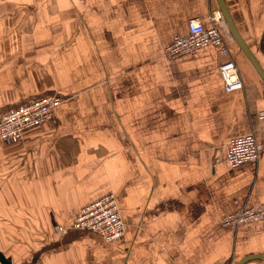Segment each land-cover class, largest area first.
<instances>
[{
	"label": "crops",
	"instance_id": "1",
	"mask_svg": "<svg viewBox=\"0 0 264 264\" xmlns=\"http://www.w3.org/2000/svg\"><path fill=\"white\" fill-rule=\"evenodd\" d=\"M224 1L264 71V0ZM217 7L0 0V115L43 96L61 100L51 121L0 153V234L21 227L26 238L21 256L12 255L13 241L9 255L0 250L11 264H238L264 256V221L221 226L224 214L264 203L262 80L238 49L243 90L231 93L212 47L164 55L175 35L187 36L189 19L208 27ZM250 133L258 160L230 168L227 140ZM110 193L121 239L72 227L83 205Z\"/></svg>",
	"mask_w": 264,
	"mask_h": 264
},
{
	"label": "built area",
	"instance_id": "2",
	"mask_svg": "<svg viewBox=\"0 0 264 264\" xmlns=\"http://www.w3.org/2000/svg\"><path fill=\"white\" fill-rule=\"evenodd\" d=\"M221 11L215 9L207 17L211 25L204 27L198 20L189 19L187 36L175 35L172 42L164 49V53L175 58L178 55L189 54L196 49L210 46L222 57L218 74L222 79V87L228 93L235 90H243L241 74L237 69L236 61L232 52L225 44V39L219 31V24H222ZM55 95L41 97L36 101L23 103L18 107L9 108L8 112L0 115V139L5 143L21 140L22 133L29 128H34L42 122L51 120L52 107L59 102ZM264 113L260 115L263 119ZM225 160L230 168H235L243 163L257 161L260 152V145L257 144L253 133L237 135L226 142ZM72 219V226L80 230H89L101 235L106 241L121 239L124 233V223L119 216V207L114 195H104L92 203L83 207L81 212ZM254 220L264 221V203L252 209L241 208L236 212L224 214L221 219V226L232 224L237 226L243 222Z\"/></svg>",
	"mask_w": 264,
	"mask_h": 264
},
{
	"label": "water",
	"instance_id": "3",
	"mask_svg": "<svg viewBox=\"0 0 264 264\" xmlns=\"http://www.w3.org/2000/svg\"><path fill=\"white\" fill-rule=\"evenodd\" d=\"M215 5L218 6V9L221 11V17L225 23V28L227 33H229L231 41L238 47V49L241 51V55L245 58V60H248L249 63L252 65L253 70L255 71V74H257L261 82L263 83L264 87V71L261 68V65L259 64L258 60L255 59V56L253 55V52L249 48V46L245 45L243 42V39L241 37V34L237 31L235 27V23L233 21V18L229 15V10L227 7V4H225L224 0H214ZM246 259L240 261L238 264H242L246 260H253L254 258H262L264 260V256H261L259 254H254V256L245 257ZM0 264H11L8 261V258L0 252Z\"/></svg>",
	"mask_w": 264,
	"mask_h": 264
},
{
	"label": "rangeland",
	"instance_id": "4",
	"mask_svg": "<svg viewBox=\"0 0 264 264\" xmlns=\"http://www.w3.org/2000/svg\"><path fill=\"white\" fill-rule=\"evenodd\" d=\"M215 9H217V8H214V9H212V10H210V12L208 13V16L210 15V13L211 12H213V11H215ZM210 21V20H209ZM218 28H219V31H220V33H222V35L224 36V41H225V44H226V46L230 49V51L232 52V54H233V50L232 49H234V50H237L238 49V47L234 44V43H232L230 40H229V38L227 37V35H226V33L224 32V31H222L221 30V23L219 24V26H218ZM175 37V36H174ZM171 43V42H170ZM234 46H233V45ZM230 45H231V47H230ZM233 47V48H232ZM234 47H237L236 49L234 48ZM199 49V48H198ZM165 50V49H164ZM164 55L166 56V57H169L170 58V56L169 55H167L166 53H164ZM186 55V54H185ZM232 57H233V55H232ZM234 58V57H233ZM172 59V58H171ZM237 64V63H236ZM239 68V66H238V64H237V69ZM238 72H239V69H238ZM239 74H240V72H239ZM55 96H57V95H55ZM44 97V96H43ZM57 97H59V96H57ZM60 99V98H59ZM61 102V100L59 101V102H57V104L58 103H60ZM51 119H52V117H51ZM51 121V120H50ZM49 122V121H48ZM43 123V122H42ZM40 125V124H39ZM36 127H38V126H36ZM35 128V127H34ZM23 134V133H22ZM22 135H21V140H19V141H17V142H10V143H21L22 142ZM10 143H5L2 139H0V153H2L6 148H7V146L8 145H10ZM0 173H2V172H0ZM111 194V193H110ZM113 194V193H112ZM105 195V194H104ZM104 195H102V196H104ZM106 195H108V194H106ZM105 195V196H106ZM114 195V194H113ZM101 196V197H102ZM115 197V196H114ZM100 198V197H99ZM98 199V198H97ZM116 199V198H115ZM90 203V202H89ZM92 203V202H91ZM88 204V203H87ZM87 204H85V205H87ZM85 205H83V207L85 206ZM83 208H81L80 210H79V212L78 213H76L74 216L76 217V216H78L77 214H79L80 212H81V210H82ZM119 213H120V211H119ZM73 216V217H74ZM0 217H3V215L2 216H0ZM121 219V218H120ZM19 224H20V222H19ZM21 225V224H20ZM72 225V224H71ZM0 226L2 227V226H4V223H3V220L2 219H0ZM72 227H74V226H72ZM21 227L20 228H18V229H13V230H10L11 231V233L13 234H16V235H13V237H7L5 234H3V233H1L0 234V250L2 251V252H4V254L5 253H7L8 255H9V252H8V249H7V247H6V245H7V241L8 242H12L13 241V244L11 245V252H12V255H15V256H21V249L24 247V245H26L25 244V240H26V238H21ZM77 230H80V229H77ZM59 231L60 232H65L63 229H59ZM7 233H9V231H7ZM10 235V234H9ZM20 235V236H19ZM30 237H31V239H34L35 237H34V235L33 234H30Z\"/></svg>",
	"mask_w": 264,
	"mask_h": 264
},
{
	"label": "trees",
	"instance_id": "5",
	"mask_svg": "<svg viewBox=\"0 0 264 264\" xmlns=\"http://www.w3.org/2000/svg\"><path fill=\"white\" fill-rule=\"evenodd\" d=\"M239 50V49H238ZM261 50H264V44L261 46ZM240 51V50H239ZM241 52V51H240ZM254 55V54H253ZM251 65V64H250ZM252 68V67H251Z\"/></svg>",
	"mask_w": 264,
	"mask_h": 264
},
{
	"label": "bare ground",
	"instance_id": "6",
	"mask_svg": "<svg viewBox=\"0 0 264 264\" xmlns=\"http://www.w3.org/2000/svg\"><path fill=\"white\" fill-rule=\"evenodd\" d=\"M74 228V227H73Z\"/></svg>",
	"mask_w": 264,
	"mask_h": 264
}]
</instances>
